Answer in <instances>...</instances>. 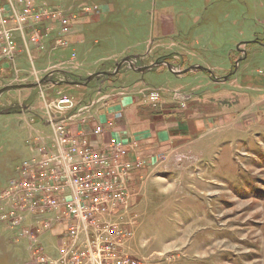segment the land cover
Here are the masks:
<instances>
[{
    "label": "rangeland",
    "instance_id": "1",
    "mask_svg": "<svg viewBox=\"0 0 264 264\" xmlns=\"http://www.w3.org/2000/svg\"><path fill=\"white\" fill-rule=\"evenodd\" d=\"M37 5L51 15L39 42L19 41L13 62L0 58V90L46 83L0 95V197L23 163L52 145L50 121L72 113L70 134L102 123L144 160L128 214L130 255L151 264H264V0ZM125 59L134 67L118 70ZM192 66L211 73L179 74ZM98 73L108 74L83 85ZM30 220L19 229L0 212V264H32L31 242L18 235ZM40 243L57 256L54 232Z\"/></svg>",
    "mask_w": 264,
    "mask_h": 264
},
{
    "label": "built area",
    "instance_id": "2",
    "mask_svg": "<svg viewBox=\"0 0 264 264\" xmlns=\"http://www.w3.org/2000/svg\"><path fill=\"white\" fill-rule=\"evenodd\" d=\"M46 16L51 18L37 0H0V58L13 62L19 41L38 43ZM52 16L68 28V18ZM73 117L51 120L52 145L39 148L18 168L0 197L3 220L10 217L20 229L24 218L31 219L18 235L31 242L32 264H151L128 253L133 181L143 178L144 160L129 156L128 141L102 123L88 133L70 134ZM47 232L58 239L56 257L41 246Z\"/></svg>",
    "mask_w": 264,
    "mask_h": 264
},
{
    "label": "water",
    "instance_id": "3",
    "mask_svg": "<svg viewBox=\"0 0 264 264\" xmlns=\"http://www.w3.org/2000/svg\"><path fill=\"white\" fill-rule=\"evenodd\" d=\"M247 44H248V43H247ZM243 60H244V58H243V59H240V60H238V61L236 62L235 70H234L233 73L236 72V70L238 69L239 63L242 62ZM123 63H129L130 65H132V67H134L130 59H125L122 63H120V64L118 65V70L121 68V66L123 65ZM166 65L169 67V69H171V65H170V64L167 63ZM155 66H158V65H155ZM152 68H154V66H152V67H146V68L140 69L139 72H140V73H144L146 70H148V69H152ZM199 70H200V71H207V72L211 73V71H209L208 69H205V68H203V67H200V66H192V67H190L189 69H187V70H185V71H183V72H181V73H179V74H184V73H187L188 71H199ZM117 72H118V71H117ZM101 74L107 75L108 73H98V74H94V75L90 76V77L87 79V82L84 83L83 85H87V84H88L89 82H91L94 78H96L97 76H99V75H101ZM231 75H232V74H231ZM231 75H229L228 77H225V78L223 79V81H227L228 78H229ZM43 84H46V83H45V78H44V79L42 80V82L40 83V85H43ZM79 84H81V83H79ZM40 85H39V84H36V85H32V84H31V85H15V86H8V87H5V88H3L2 90H0V95H1L2 93H4V92H7V91L19 90V89H32V88H34V87H39Z\"/></svg>",
    "mask_w": 264,
    "mask_h": 264
},
{
    "label": "flooded vegetation",
    "instance_id": "4",
    "mask_svg": "<svg viewBox=\"0 0 264 264\" xmlns=\"http://www.w3.org/2000/svg\"><path fill=\"white\" fill-rule=\"evenodd\" d=\"M248 45V44H247ZM239 50V49H238ZM244 55H245V57H244V59L246 58V52H244ZM241 59H243V58H241ZM236 66V65H235Z\"/></svg>",
    "mask_w": 264,
    "mask_h": 264
}]
</instances>
